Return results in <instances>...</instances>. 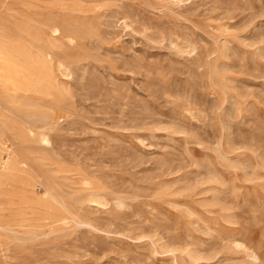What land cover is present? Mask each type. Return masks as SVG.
Wrapping results in <instances>:
<instances>
[{
  "label": "rangeland",
  "instance_id": "374dc122",
  "mask_svg": "<svg viewBox=\"0 0 264 264\" xmlns=\"http://www.w3.org/2000/svg\"><path fill=\"white\" fill-rule=\"evenodd\" d=\"M3 38L50 72L0 77L3 264H264V0H0Z\"/></svg>",
  "mask_w": 264,
  "mask_h": 264
},
{
  "label": "bare ground",
  "instance_id": "6f19581e",
  "mask_svg": "<svg viewBox=\"0 0 264 264\" xmlns=\"http://www.w3.org/2000/svg\"><path fill=\"white\" fill-rule=\"evenodd\" d=\"M54 25H56V24H54ZM30 27H32V26H30ZM20 29H21V27H20ZM28 31H30V30H28ZM54 31H58V29L55 28ZM58 33L60 34V32H58ZM24 36H25L24 38H26V35H24ZM20 38H22V37H20ZM4 39L5 38L0 40V77L4 76L6 74V72L8 71L9 67L12 66L14 70L21 73L22 82L29 83V84H35V85H42V83L46 84L50 79L49 62L47 61V59L45 58L44 60L41 61L38 57L34 56V53L31 50H29L28 48L22 47L18 42L11 41L9 39H5V40ZM12 105H14V104H12ZM0 108H2V107H0ZM10 116L3 111H2V113H0V139H2L4 137V136H2V133L4 134L3 130L5 128L13 130V129L20 127L17 125V123ZM19 134H20V132L18 133V135ZM44 137H46V136L44 135ZM11 149L12 148L8 147L7 145L0 147V196L3 193L2 186L4 187V185L7 182L10 183V181H12L15 178V171L18 168V165L20 163V161L18 160L16 155L13 153V150H11ZM3 154L6 156H4ZM6 185H8V184H6ZM5 195H7V192ZM3 205L4 204H2V206ZM55 213H57V212H55ZM1 227H2V224L0 223V228ZM10 258H11V256H10ZM0 264H3L1 259H0Z\"/></svg>",
  "mask_w": 264,
  "mask_h": 264
}]
</instances>
